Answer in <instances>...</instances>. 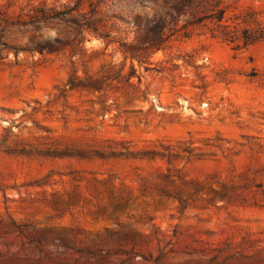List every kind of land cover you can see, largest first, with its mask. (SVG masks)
Returning a JSON list of instances; mask_svg holds the SVG:
<instances>
[{
	"label": "rangeland",
	"instance_id": "obj_1",
	"mask_svg": "<svg viewBox=\"0 0 264 264\" xmlns=\"http://www.w3.org/2000/svg\"><path fill=\"white\" fill-rule=\"evenodd\" d=\"M76 3L0 0V264H264V42Z\"/></svg>",
	"mask_w": 264,
	"mask_h": 264
},
{
	"label": "trees",
	"instance_id": "obj_2",
	"mask_svg": "<svg viewBox=\"0 0 264 264\" xmlns=\"http://www.w3.org/2000/svg\"><path fill=\"white\" fill-rule=\"evenodd\" d=\"M83 0H77V3L70 7L65 13H62L56 8L42 7L37 14L33 15L36 21H47L50 19H67L76 24L81 31H89L96 36L106 39L109 38L93 21L81 25L74 17H68L67 14H74V11L80 10V5ZM155 5L159 6L158 0H150ZM160 13L161 20L151 24V27L156 30H161L166 26L167 18L188 16L186 24L192 28H200L206 30L212 37L218 38L226 43L232 44L234 48H247L257 42H264V18L260 11L247 8L241 14L230 15L231 3L229 0H167L162 6ZM95 10L98 14V9L92 7L91 11ZM159 13V12H158ZM264 14V13H263ZM98 16V15H97ZM13 24L21 25L20 21H15ZM84 40V39H83ZM114 40L111 39L110 43ZM121 51L125 57H130L132 60L137 59L141 64L145 60L135 54V46L126 43H119ZM152 49H160V45H152ZM132 70L128 74V79H131L135 74V66L132 65ZM141 79V78H140Z\"/></svg>",
	"mask_w": 264,
	"mask_h": 264
}]
</instances>
